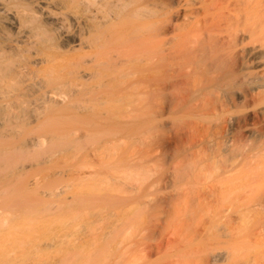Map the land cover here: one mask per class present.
<instances>
[{
	"label": "bare ground",
	"instance_id": "1",
	"mask_svg": "<svg viewBox=\"0 0 264 264\" xmlns=\"http://www.w3.org/2000/svg\"><path fill=\"white\" fill-rule=\"evenodd\" d=\"M237 79L262 107L235 118L234 139L264 116V0H0V232L22 193L51 218H88L84 190L139 180L161 128L174 142L224 137L202 122L239 106L217 93ZM218 146L190 152L170 191L125 210L127 264H264V189L249 176L264 149ZM118 226L98 236L78 223L32 245L65 248L53 263L69 264Z\"/></svg>",
	"mask_w": 264,
	"mask_h": 264
},
{
	"label": "rangeland",
	"instance_id": "2",
	"mask_svg": "<svg viewBox=\"0 0 264 264\" xmlns=\"http://www.w3.org/2000/svg\"><path fill=\"white\" fill-rule=\"evenodd\" d=\"M244 81L245 80L242 81L237 79L234 86H227L224 90L217 91L220 95L225 93L234 96L239 105L237 108H232V110L222 113V116L219 114L217 116L219 118L216 117V119L211 120L210 123L202 122V124L204 123L205 125L209 124L212 130L217 129V131H224V137H219L218 135V137L202 140L200 137H196L195 140L186 139L174 142L170 138L168 139L170 135L169 132H167V127L161 128L160 134L166 141L164 144L165 146L162 149L154 151L153 155L148 157L146 173L139 180H127L124 181L123 184H112V187L107 186L97 191L90 192L89 190H84V198H87V200L86 202H83L84 204L79 206L80 208L77 212H80L83 209L85 211L93 212L88 218L86 216H80L81 214H79L76 220L73 222L70 221L69 217L71 218V216H73L70 214L72 213V209H66L57 213L55 212L54 217L51 218L53 214L47 215V212L39 211V209L43 207L41 201L33 199L29 194L22 193L23 196L21 200H13V204H16V206H9L11 210L16 211V216L9 221L7 224L8 227L0 232V236L5 238L12 236L11 233L8 235L7 232L14 231L18 233L15 236L13 232L16 239L21 240L22 237V240L28 241L29 244L20 247L16 244V239L9 237L13 242L11 246L2 247V249H0V264L3 262L4 264H54L53 260L62 257L64 258V256H67L68 251L65 248L36 250V248L33 247L32 242H36L39 239L40 242H45L54 235L55 231H58V233H69L77 228L78 223L84 224L87 231H93L94 234H97L98 236L100 233L109 230L114 224L119 226L115 236H111L106 240H97V245L94 250L82 252L80 256L75 258L74 261L69 262V264H127L128 239L126 232H122L126 225V216L128 212L125 210H128L129 207H131L129 205H135V202L141 200L142 198L138 199V196L140 195H142L145 200H156L164 192L170 191V188L164 189L167 177L171 175L175 169L184 166L186 163L185 158L190 152L202 150V157L206 158L208 155H211L210 148L219 145L218 147L225 152L233 140L235 143H239L245 152L264 149V138L262 135V131H264V116H261L260 121L257 122V124H251L253 122L250 119L248 126L243 130V133H246L244 134L245 136L238 137L237 139H234L233 137L234 131L232 130L235 118L245 114L251 118L252 115L262 107V104H259V102H253L252 100L245 103L243 100V94L249 92L251 87ZM221 121H226L223 124L225 126L223 130L221 129L222 127H215V124H221ZM198 141L200 142L198 143ZM192 145L194 147L189 149ZM204 145L205 147L208 146L210 148L205 150L203 149ZM262 153H264V150ZM249 176L255 177L257 180L256 184L264 189V165L262 169L257 168L256 170H251ZM82 220L83 222H81ZM60 221L62 223H60ZM19 222H24L26 224L23 225L25 228H23L22 223ZM15 225H18V228H22H20V230L17 228L14 229L13 227ZM52 227L53 229H51ZM28 228L33 231V235L35 236H32V232L28 230ZM25 229L28 230V232L25 231ZM18 231H21V233ZM25 232H27L26 235ZM48 232H50V234H48ZM22 234L24 236H22ZM17 235H19L18 238ZM27 235L29 237L32 236V238L29 239L28 237L26 240L25 237ZM3 251L9 252L2 253ZM73 256H71V258Z\"/></svg>",
	"mask_w": 264,
	"mask_h": 264
}]
</instances>
